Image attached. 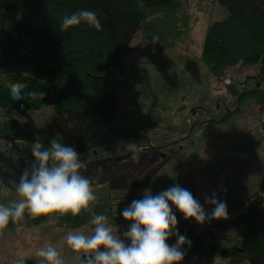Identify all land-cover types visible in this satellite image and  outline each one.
<instances>
[{
  "label": "rangeland",
  "instance_id": "1",
  "mask_svg": "<svg viewBox=\"0 0 264 264\" xmlns=\"http://www.w3.org/2000/svg\"><path fill=\"white\" fill-rule=\"evenodd\" d=\"M201 2L207 12L201 16L185 2L174 21L138 31L122 59L118 109L111 121L57 114L49 106L29 111L0 108V128L16 122L31 134L29 140L0 135V203L18 201L9 181L18 182L34 162L31 144L36 139L46 147L57 137L67 146L79 139L88 147L78 152L87 165L81 174L99 177L93 182L97 199L81 211L87 222L77 228L59 227L58 215L52 214L32 224L25 213L0 235V264H12L18 257L25 264H38L35 252L46 244L58 250L65 264H79L66 236L75 231L90 234L91 218L100 205L111 211L105 214L108 223L123 236L131 223L120 214L125 207L142 199L145 189L156 195L177 183L207 212L211 206L204 197L213 191L228 210L226 220L197 224L205 247L181 264H227L229 257L213 248L228 249L242 238L244 228L230 221L245 208L264 171V83L254 80L258 64L228 68L222 79L211 74L201 59L204 35L210 23L225 20L228 13L216 0ZM142 34L158 39L145 38L140 44ZM136 42L140 45L133 47ZM20 118L27 122L22 124ZM128 141L139 146L138 162L126 149Z\"/></svg>",
  "mask_w": 264,
  "mask_h": 264
},
{
  "label": "trees",
  "instance_id": "2",
  "mask_svg": "<svg viewBox=\"0 0 264 264\" xmlns=\"http://www.w3.org/2000/svg\"><path fill=\"white\" fill-rule=\"evenodd\" d=\"M216 1L228 16L208 25L202 61L218 79L228 68L258 64L254 80L264 83V0ZM180 7V0H0V66L11 60L36 72L34 77L0 79V108L29 111L49 106L57 114L72 112L111 121L118 109L122 59L130 51L134 35L155 23L174 21ZM81 9L94 11L103 31L82 23L61 32L64 16ZM16 82L27 85L25 100L11 99L6 85ZM30 90L45 92L43 101L30 100L26 95ZM1 134L8 139L31 138L30 131L16 122L4 124ZM70 146L77 152L88 149L79 139ZM104 206L94 213H110ZM175 214L178 231L192 242L190 248L184 246L188 258L203 249L205 241L196 231L195 220H185L176 209ZM46 219L40 216L29 223ZM87 221L83 212L75 217L57 216L59 227L77 228ZM230 225L244 228L242 238L228 249L214 247L213 251L228 256L227 264H264V171L256 191ZM167 242L175 244V236Z\"/></svg>",
  "mask_w": 264,
  "mask_h": 264
},
{
  "label": "clouds",
  "instance_id": "3",
  "mask_svg": "<svg viewBox=\"0 0 264 264\" xmlns=\"http://www.w3.org/2000/svg\"><path fill=\"white\" fill-rule=\"evenodd\" d=\"M82 23L103 31L97 14L87 9L64 16L60 31L67 32ZM157 39L154 37V41ZM6 86L13 101L25 100V83H8ZM26 95L30 100L43 101L46 93L30 90ZM20 122L27 121L20 118ZM35 126L39 127V122L35 121ZM125 146L131 153V159L138 162L139 146L134 141L126 142ZM31 152L34 162L30 168L23 172L18 182L9 181L15 185L18 201L7 205L0 203V235L4 234L10 222L23 220L25 213L32 218L52 214L75 217L97 199L93 182L99 177L89 178L81 174V169L87 165L74 147L65 145L59 137L52 139L47 147L41 139H36L31 144ZM0 184H3L2 180ZM3 195H8L7 186L3 187ZM204 203L211 206V212H207L192 192L178 183L156 195L145 189L142 199L133 200L120 213L125 221L131 222L123 236L108 223L106 215L98 214L91 218L90 234L70 232L66 236V244L77 254L79 264H181L186 255L184 246L190 248L192 242L178 231V220L172 206L185 220H195L201 226L212 220L228 218L227 203L220 200L215 191L204 197ZM173 236L176 242L170 245L167 241ZM35 255L39 258L38 264H65L52 244L39 247ZM12 264H25V259L18 257Z\"/></svg>",
  "mask_w": 264,
  "mask_h": 264
},
{
  "label": "built area",
  "instance_id": "4",
  "mask_svg": "<svg viewBox=\"0 0 264 264\" xmlns=\"http://www.w3.org/2000/svg\"><path fill=\"white\" fill-rule=\"evenodd\" d=\"M35 70L31 67L16 63L14 61H5L0 66V79H6L12 75H21L24 77H34Z\"/></svg>",
  "mask_w": 264,
  "mask_h": 264
},
{
  "label": "crops",
  "instance_id": "5",
  "mask_svg": "<svg viewBox=\"0 0 264 264\" xmlns=\"http://www.w3.org/2000/svg\"><path fill=\"white\" fill-rule=\"evenodd\" d=\"M181 1V6L186 2V3H192L195 7H196V9H197V11L200 13V16H201V14L202 13H207V12H205V8L204 7H201L200 6V3H202L201 1H203V0H199L200 1V3H197L196 4V0H180ZM208 1H211V0H208ZM211 4V3H210ZM185 5V4H184ZM200 7V8H199ZM177 17H178V15H177ZM197 17L198 16H196L195 17V19H197ZM142 32V31H141ZM138 32H136V34H137ZM136 34L134 35V37L136 36ZM134 37H133V39H132V41H131V43H130V45H129V47H130V49H132V42L134 41ZM141 37L143 38V34L141 35ZM144 42V39H142V41H140L139 43L141 44V43H143ZM138 42H136V44H135V46H133V47H136V46H138V45H140Z\"/></svg>",
  "mask_w": 264,
  "mask_h": 264
}]
</instances>
